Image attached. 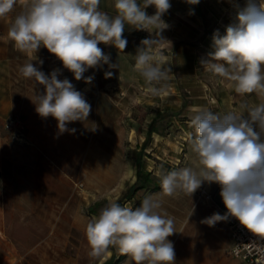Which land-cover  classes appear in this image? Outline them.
Wrapping results in <instances>:
<instances>
[{"label": "rangeland", "instance_id": "obj_1", "mask_svg": "<svg viewBox=\"0 0 264 264\" xmlns=\"http://www.w3.org/2000/svg\"><path fill=\"white\" fill-rule=\"evenodd\" d=\"M170 3L163 17L169 28L162 35L171 45L163 42L159 51L172 73L159 95L149 93L138 74L130 80L118 75L105 78L106 65L97 75L94 69L84 73L85 77L94 76L98 84L93 87L84 80L76 81L67 69L66 75L61 73V62L54 67L47 62H32L46 75L60 70L59 79L71 81L91 105L88 120L68 124L76 129L77 137L66 132L60 137L49 136L55 132L50 130L44 137L35 136L37 127L50 125L55 119L42 118L35 110L42 86L24 78L19 70L15 73L18 102L5 106L0 113V264H99L112 254L111 249L119 253L111 247L99 258L89 256L85 237L89 219L110 201L139 207L141 197L149 196L160 183L157 173L196 167L189 143L194 129L186 121L196 111L208 109L222 115L240 112L241 105L260 102L254 93L236 94L228 82L200 64L213 50V33L219 30L223 35L233 22L235 5L243 7L245 2ZM146 11L149 15L155 13L151 6ZM137 32L139 46L149 33ZM25 63V59L15 58V66L20 68ZM138 158L142 172L150 171V181L129 201L125 196L136 181ZM202 190L210 197L201 194ZM219 193L218 184L205 183L193 195L201 198L200 207L204 203L222 214ZM152 196L160 199L159 211L163 214L172 217L176 213V233L168 239L174 244L175 264H189L195 255L192 249L187 250L188 239L192 240L191 247L194 241L204 240L201 232H193L200 209L189 220L186 216L193 203L189 195L168 197L160 188ZM234 259L247 264L241 258Z\"/></svg>", "mask_w": 264, "mask_h": 264}, {"label": "clouds", "instance_id": "obj_2", "mask_svg": "<svg viewBox=\"0 0 264 264\" xmlns=\"http://www.w3.org/2000/svg\"><path fill=\"white\" fill-rule=\"evenodd\" d=\"M18 2L23 10L7 31V40L17 51L37 53L46 48L76 81L91 84L94 76H84L89 69L118 67L99 45L124 52L127 25L149 33L134 57V70L147 91L159 95L166 86L172 72L159 47L163 42L171 45L162 35L169 28L163 17L171 8L170 0H114L115 16L100 10L101 0H0V19L12 13ZM185 3L198 5L200 0ZM149 6L155 9L153 15L146 11ZM212 41L213 50L201 59V66L228 82L236 94L254 93L260 102L222 115L208 109L196 111L190 118L194 134L189 135L196 167L157 173L161 192L168 197L192 196L203 184L216 183L226 212L213 213L201 222L214 227L234 218L250 233L264 236V0H246L243 7L236 4L233 22L223 35L216 30ZM19 72L42 86L35 110L42 118L55 119L60 133H74L76 129L68 124L88 120L91 105L71 81L59 79L60 70L46 75L28 62ZM112 75V71L104 72L105 78ZM161 206L152 195L135 208L108 202L86 224L89 256L99 258L114 247L134 264H175L174 244L168 239L176 233L174 220L159 211Z\"/></svg>", "mask_w": 264, "mask_h": 264}, {"label": "crops", "instance_id": "obj_3", "mask_svg": "<svg viewBox=\"0 0 264 264\" xmlns=\"http://www.w3.org/2000/svg\"><path fill=\"white\" fill-rule=\"evenodd\" d=\"M246 2V0H242ZM110 2V3H109ZM114 0H107V2H100V10L106 12L110 16H115V10L113 8ZM109 5V6H108ZM23 10L22 3L18 2L15 9L8 16L0 19V113H2V109L5 106H12L18 102V92L15 87L17 86V78L15 77V73L19 70L18 66L14 65L15 58L25 59L26 62H39L43 61L50 63L51 67H54L55 64H60V61L51 53L47 51L46 48H40L37 53H21L15 49L13 43L7 40V31L15 16L18 15ZM124 37L127 39V47L124 52H119L113 46H106L104 44H100L99 46L104 50L105 53L110 54L111 62L117 63L118 67L115 69H109L108 65L106 71H112L113 75H118L119 78H124L127 80L132 79L131 77H136L138 73L134 70L135 63V51L138 45L136 44L137 39L139 38L138 32L135 30H130L126 25V29L123 33ZM134 41V43H133ZM57 68V66L55 67ZM93 70V69H92ZM95 74H99L100 69H94ZM61 73H66V69H63ZM94 74V73H93ZM66 75V74H65ZM64 75V76H65ZM139 75V74H138ZM113 82V81H112ZM112 82H107L108 85L113 84ZM97 82L92 81L91 85L93 87H97ZM79 87H82V83H79ZM18 90V89H17ZM37 119V118H34ZM190 122L189 120H186ZM70 129H73L68 125ZM38 131L35 132L36 137H44L47 134L45 131H55L52 135L49 136H59L60 132L57 128V121L53 120L52 124H41L37 127ZM189 128V127H188ZM191 130V129H190ZM189 130V131H190ZM71 137H77L76 131L74 133L66 132ZM188 133V132H187ZM56 141H60V138ZM157 190H152L150 195L156 194ZM197 195V193H196ZM196 195H192L193 203L192 207H194V213L197 209L199 210L198 219L196 220V225L193 228V232H201L202 238L204 239L201 243L194 241V245L191 247L192 240L188 239V247L187 250L191 251L195 255L190 259L189 264H243L241 261H237L230 254V245L232 244V239L230 237L228 224L226 222H218L214 227H209L208 225L202 223L201 221L212 215L213 213L218 212L209 205H205L204 203L200 207L201 198H197ZM134 196V195H133ZM145 197V196H144ZM133 198V197H132ZM132 198L128 199L129 201ZM142 198V197H141ZM191 207V210H192ZM175 213V210H174ZM191 212L187 214L186 219H189ZM220 213V212H218ZM221 214V213H220ZM176 213L172 215L174 221H176ZM190 220V219H189ZM188 220V222H189ZM196 238V237H195ZM112 250V254L107 255L105 259L114 255L118 257L120 253H117L115 250ZM104 259V260H105ZM103 261V260H102ZM101 261V262H102ZM131 261V258L125 256L122 261L118 264H128ZM100 262V263H101Z\"/></svg>", "mask_w": 264, "mask_h": 264}, {"label": "built area", "instance_id": "obj_4", "mask_svg": "<svg viewBox=\"0 0 264 264\" xmlns=\"http://www.w3.org/2000/svg\"><path fill=\"white\" fill-rule=\"evenodd\" d=\"M201 194L210 197L205 190H202ZM219 207L224 214L221 206ZM227 224L232 239L230 254L243 259L247 264H264V236L250 233L234 218H230Z\"/></svg>", "mask_w": 264, "mask_h": 264}, {"label": "trees", "instance_id": "obj_5", "mask_svg": "<svg viewBox=\"0 0 264 264\" xmlns=\"http://www.w3.org/2000/svg\"><path fill=\"white\" fill-rule=\"evenodd\" d=\"M139 168L137 170V178L135 183L130 187V189L128 190V192L126 193V198L130 199L133 197V195L139 190V189H144L148 187V183L150 181V171L148 172H142L141 169V165H140V158H138L137 161ZM160 189V183H157L155 185V188H153L152 190H157ZM145 197L140 199V203L141 201L144 199ZM221 208L223 212H226V208L223 204V202H221ZM126 255H122L120 254L118 257H115L114 255H112L111 257L103 260L101 263L99 264H118L120 261H122V259L125 257Z\"/></svg>", "mask_w": 264, "mask_h": 264}]
</instances>
